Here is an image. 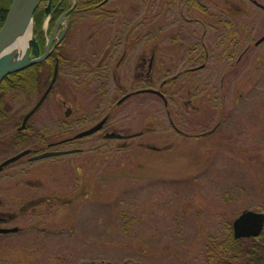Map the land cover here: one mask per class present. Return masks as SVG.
<instances>
[{
    "label": "rangeland",
    "instance_id": "1",
    "mask_svg": "<svg viewBox=\"0 0 264 264\" xmlns=\"http://www.w3.org/2000/svg\"><path fill=\"white\" fill-rule=\"evenodd\" d=\"M178 7L186 5L108 0L73 11L56 48L55 82L18 136L50 81L49 64L35 90L4 95L0 162L108 118L101 131L57 145L79 152L26 153L0 170V227L16 228L0 233V264H203L209 235H223L242 210L264 212V40L254 44L264 10L250 0H200L187 13L196 23L185 25ZM49 15L43 51L56 26L49 30ZM164 16L186 27L170 45L159 34ZM27 53L35 55L31 46ZM176 75L162 90L191 95L119 101ZM111 131L132 135L106 138Z\"/></svg>",
    "mask_w": 264,
    "mask_h": 264
},
{
    "label": "trees",
    "instance_id": "2",
    "mask_svg": "<svg viewBox=\"0 0 264 264\" xmlns=\"http://www.w3.org/2000/svg\"><path fill=\"white\" fill-rule=\"evenodd\" d=\"M43 0L34 11L33 34L39 46L44 45V33L41 28L42 21L46 16ZM12 0H0V27ZM98 0H76L75 6L68 12L91 10L96 8ZM56 7L54 17L50 20V27L55 18L67 11L71 5L68 0H51V7ZM49 27V28H50ZM51 30V29H49ZM47 61L31 64L21 70L7 74L0 82V122L7 113L4 110V95L21 92L30 93L35 90L42 80V69ZM5 120V119H4ZM13 137V135H11ZM17 142V141H16ZM14 145V143L12 144ZM203 264H264V226L257 236L235 237L230 223L226 231L220 237L209 235L202 247Z\"/></svg>",
    "mask_w": 264,
    "mask_h": 264
},
{
    "label": "water",
    "instance_id": "3",
    "mask_svg": "<svg viewBox=\"0 0 264 264\" xmlns=\"http://www.w3.org/2000/svg\"><path fill=\"white\" fill-rule=\"evenodd\" d=\"M16 0H12L11 5L9 6V9L5 15L4 21L0 27V82L2 79L9 73L21 70L31 64H34L36 62H39L47 57V55L50 52L49 46L51 44V35L47 40L46 47L42 54H40L39 45L35 39L34 36L31 35L29 39L28 46H31L34 50L35 55L30 57L27 53V47L25 49V52L23 54V57L16 61L15 63L9 62V55L8 53L1 54L2 49L6 45V43L12 39L14 36H16L18 33H20L22 30L27 28L29 25L32 27L33 23V14L41 0H25L24 3L21 5L15 4ZM263 8L264 5L260 4ZM73 6V5H72ZM50 3L47 4L45 7L46 11H49ZM61 20V19H60ZM54 28V32H55ZM66 30V27L62 29V31L59 34V38L62 37L64 31ZM53 32V33H54ZM52 33V34H53ZM264 40V33L256 40V43H260ZM57 74V70L55 69L53 72V76L51 78L50 83L48 84L47 88L43 92L42 96L39 98L36 105L28 111L24 117L22 124L26 121V119L36 110V108L41 104L42 100L46 96V94L49 92L53 82L55 81ZM139 91L142 92H158L157 89L146 87L143 89H140ZM127 95L123 96L126 97ZM121 98L120 100H122ZM103 120L99 121L94 126L80 131L74 135V138H79L85 135H88L96 130L99 129L101 126ZM123 135L115 132L106 133L105 137H111V138H121ZM29 152V149H24L22 151H19L18 153L4 159L0 162V170L3 168L4 165L16 160L17 158L21 157L22 155ZM57 154L53 151L44 152L42 154H39L37 156L32 157L33 159L40 158V157H47ZM264 226V212L263 211H256L252 209H245L242 210L236 217L233 218L231 222V229L232 233L235 237H250V236H257L262 228ZM16 230L15 227L12 228H3L0 227V232H10Z\"/></svg>",
    "mask_w": 264,
    "mask_h": 264
},
{
    "label": "flooded vegetation",
    "instance_id": "4",
    "mask_svg": "<svg viewBox=\"0 0 264 264\" xmlns=\"http://www.w3.org/2000/svg\"><path fill=\"white\" fill-rule=\"evenodd\" d=\"M50 2V4H51V0H47V2ZM107 1L108 0H98V2H97V5H96V7L97 8H101V7H103V5L104 4H106L107 3ZM251 2H253L254 4H257L258 6H260L263 10H264V8L260 5L261 3L260 2H258L257 0H250ZM180 3L181 4H185L186 5V7H185V9H180L179 7H178V10H177V8H176V11H175V13L174 14H178V16H179V18L180 19H182L183 18V20H184V22H185V25L187 24V23H196V20L194 19V18H192V17H189V16H187V13L188 12H190V10L192 9V8H197L198 9V5L200 4V0H180ZM167 4V3H166ZM165 4V5H166ZM165 5H164V9H165ZM56 7H57V5L55 6V7H51L50 6V8H51V11H50V15H49V17H48V23L50 22V20L51 19H53V17H54V11H55V9H56ZM188 10V11H187ZM71 14H65L64 13V15L63 14H61L60 16H58L57 18H55L54 19V21H53V26H52V29L51 30H53V27H54V25L56 24L57 25V30L59 31L60 29H62V28H64L65 27V25L67 24V26H68V18H69V16H70ZM61 19V20H60ZM66 19V20H65ZM178 20V18L177 17H175V19H173V21L172 20H170L167 24H166V19H165V16H164V19H163V22L161 23V26H160V30H159V34L162 36V38H161V40H162V43H163V45L166 43V42H168V44L170 45L171 43H175L176 42V39H177V34H176V30H178L179 29V31H180V29L181 28H186L185 27V25L183 24V23H179V28H176L177 27V24H176V21ZM63 21V24H64V26H62V28H61V26H60V24H61V22ZM65 21H66V23H65ZM218 21H221V18L218 20ZM55 22V23H54ZM70 22V21H69ZM167 25H169V26H173V27H167ZM49 26H50V23H49ZM48 26V27H49ZM182 26V27H181ZM211 26L212 27H214V24H211V23H209V27L211 28ZM173 28V29H172ZM57 30H56V32H57ZM193 30L195 31V29L194 28H192L191 29V33L188 35V37H187V39L186 40H189L191 43H192V35H193ZM51 32V31H50ZM172 32V34L170 35L171 37H166L167 36V34H169V33H171ZM50 35H51V44H50V46H49V49H50V52H49V54L47 55V57H46V61H47V63L49 64V70L51 71V74H50V80H51V78H52V76H53V72H54V70L56 69L57 70V74H58V69H59V56H58V54H57V51H56V48L58 47V45L60 44V42H61V40H62V38L61 39H59L58 38V35L56 36V35H53L52 33H50L49 34V37H50ZM48 37V38H49ZM47 38V39H48ZM38 41H40V39L38 40ZM46 42H47V40L45 41V45H46ZM254 44L255 45H257V43H256V40L254 41ZM45 47V46H44ZM246 47H247V45L243 48V50L241 51V53H240V55H239V57L241 58L242 57V54L246 51ZM40 53H42L43 52V50H42V47L40 46ZM171 49V48H170ZM207 55V54H206ZM233 55V52L229 55V56H232ZM150 66V60H149V63H148V67ZM205 66V64L204 63H201V64H199V65H195V66H191V67H188L187 69L189 70V71H193V70H197V69H199V68H203ZM47 74H49V73H47ZM56 77H57V75H56ZM176 77H177V75L176 76H173L172 77V79H169V78H167V77H165V78H163L162 79V81H161V89H158V92H150V93H153V94H155V95H159L165 102H166V99H165V97H164V95H187V94H189V95H191V93L190 92H182V91H180V90H178V89H176L175 91H173V92H171V93H167L166 91H165V89H163L162 90V86L164 85V84H168V83H171V82H173V81H175V79H176ZM50 82V81H49ZM49 84V83H48ZM143 88H146V87H141V88H138V89H136V90H134V91H129V92H126V93H124V94H122V97L121 98H123V96H125V95H127L126 97H124L123 99H125V98H127L128 96H130V95H134V94H139V93H142V94H144V93H148V92H142V91H139L140 89H143ZM157 89V88H156ZM187 93V94H186ZM107 93H101L100 95H106ZM92 95H97V92H95L94 94H92ZM208 95V94H207ZM47 96V95H46ZM45 96V97H46ZM40 97H41V95H40ZM39 97V98H40ZM39 98L37 99V101L39 100ZM120 98V99H121ZM119 99V101H121ZM122 99V100H123ZM37 101L34 103V105L29 109V110H31L35 105H36V103H37ZM41 105V104H40ZM39 105V106H40ZM39 106L36 108V110L26 119V121L24 122V124H22V121H23V117H24V115L29 111H27V112H25L24 114H23V116H22V118H21V121H20V124L17 126V136H18V133H20V132H23V130L27 127V122H28V120L31 118V116L37 111V109L39 108ZM70 111H71V109L68 107L67 108V110H66V114H69L70 113ZM108 118V114H105L102 118H100L99 120H97L95 123H93L92 125H90L89 127H87V128H85V129H82V130H80V131H83V130H86V129H88V128H90V127H92V126H94L95 124H97L99 121H101V120H103V122H102V124H101V126L99 127V129L98 130H96V131H94V132H92V133H90V134H94V133H96V132H99V131H101L105 126H106V119ZM170 121V124H171V127L174 129V130H176V131H179L178 130V128L176 127V125L171 121V120H169ZM111 132H115V131H111ZM111 132H106V133H111ZM106 133H104V136H105V134ZM115 133H117V132H115ZM90 134H88V135H90ZM123 136L121 137V138H126V137H128V136H131L132 134H123V133H121ZM136 134V133H135ZM21 135V134H20ZM85 136H87V135H85ZM75 138L74 137H71V136H69V137H64V138H62V139H60L59 141H54V140H52V141H46V142H44L41 146H29V147H27L28 149H29V152L27 153V154H30V156L28 157V159L29 160H33V158L32 157H34V156H37V155H39V154H42V153H44V152H48V151H53V152H56L57 154H54V155H51V156H48V157H54V156H58V155H62V154H66V153H71V152H79V151H81V149L80 148H77V147H75V148H65V149H58L57 147L59 146V144L61 143H69V142H72L73 140H74ZM58 145V146H57ZM26 154V155H27ZM40 158H46V157H40ZM40 158H36V159H40ZM35 160V159H34ZM10 165V164H9Z\"/></svg>",
    "mask_w": 264,
    "mask_h": 264
},
{
    "label": "bare ground",
    "instance_id": "5",
    "mask_svg": "<svg viewBox=\"0 0 264 264\" xmlns=\"http://www.w3.org/2000/svg\"><path fill=\"white\" fill-rule=\"evenodd\" d=\"M25 0H16V5H21ZM31 37V26L29 25L27 28L22 30L12 39H10L4 48L1 51V54L8 53L9 62L15 63L19 59L23 57L25 49L29 44V39Z\"/></svg>",
    "mask_w": 264,
    "mask_h": 264
}]
</instances>
